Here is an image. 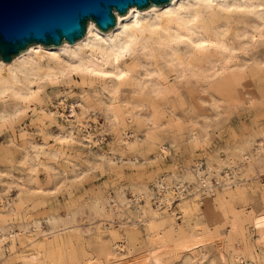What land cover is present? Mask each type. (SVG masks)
Returning <instances> with one entry per match:
<instances>
[{"label":"bare ground","instance_id":"1","mask_svg":"<svg viewBox=\"0 0 264 264\" xmlns=\"http://www.w3.org/2000/svg\"><path fill=\"white\" fill-rule=\"evenodd\" d=\"M115 12L116 24L108 29L91 18L86 33L74 42L33 43L8 60L0 57V124L13 125L29 110L39 116L38 131H43L46 118L58 123L57 130L42 134V142L21 127L20 162L25 171L16 175L5 172L8 167L0 168V264H140L126 250L128 238L121 232L131 226L127 234H139V224L148 228L153 240L152 264H264V188L250 191L243 184L264 172V128L226 146L224 157L213 155L183 171L157 173L153 187L146 180L135 184L131 197L124 187L114 196L95 195L64 215L45 214L47 228L40 218L15 222L24 202L10 194L12 186L18 189L17 196L45 191L48 184L41 181V169L54 185L68 172L74 177L85 174L88 168L67 156L74 143L87 146L89 155L84 158L90 167L117 164L116 149L94 150L106 137L104 126L99 130L95 108L104 112L109 129L117 133L122 154L126 151L132 161L139 158L140 130L145 132L144 143L157 146L158 157L164 159L170 153L166 140L173 142L183 129L168 110L175 112L187 86L194 83L213 99L221 90L235 87L248 61L235 62V51L264 39V0H170L143 9L133 4L125 13ZM63 81L79 82L81 91H57L56 100L45 97L47 83ZM86 87L93 94H86ZM205 133L191 128L188 136L196 143ZM59 159H67L71 169L62 168ZM204 202L218 221L211 229L205 217H194ZM85 208L109 220V228L114 214L132 222L120 224V231L111 230L107 241H97L91 260L82 258L78 244L64 236L81 230L78 223ZM23 241L33 247L32 252L27 254L18 245ZM219 247L225 250L222 257ZM211 248L218 259L209 254Z\"/></svg>","mask_w":264,"mask_h":264},{"label":"rangeland","instance_id":"2","mask_svg":"<svg viewBox=\"0 0 264 264\" xmlns=\"http://www.w3.org/2000/svg\"><path fill=\"white\" fill-rule=\"evenodd\" d=\"M244 48H242L243 50L237 49L234 55V61L238 64H243L248 60L244 64V74L235 87L226 88L228 91L226 89L221 90L218 95L217 93L216 95L214 94L216 98L213 96V99L212 96L204 93L201 87H197L194 83H191V85L187 86V89L183 91L182 94L184 98L181 99L183 101L180 100V102L177 103L175 112L172 113V111L168 110V116L171 118L174 117L177 121L180 120L183 129L173 142L171 140H166L165 144L170 153L164 159L158 157L156 153L158 150L156 149L157 146L149 147L144 143L145 132L140 130L137 132L142 138L140 140L141 142L139 141L142 146L139 158H137L136 161H132L127 157L126 151L125 154H122L123 150H121L119 142L117 141V133L112 132L109 129L104 112L95 108V110H98L101 121L99 130L101 131L103 129L102 126H104L105 131L103 133L106 137L99 146H94V150L99 152L107 150L110 152L109 150H111V148L116 149L118 151L115 156L117 164L103 162L98 163L94 167H90L84 158V156L89 155L87 146L81 145L79 142L74 143L71 147L67 148V156L71 160H74V162H79L84 168H88L84 172L85 174L81 175L82 178L80 176H78L80 177L78 178L72 176L73 174L71 172H68L69 175L64 177L65 179L63 180L65 182H63V184H61L63 181L61 180V183H59L61 185H54L52 180V182L49 181L51 178L49 173L44 169H41L40 177L44 186L47 184L51 185H49L50 187L47 185L48 188L45 187V191H37L36 193L26 194L25 196L20 193L17 196L18 189L16 186H12L10 194L15 196V199L17 200L22 199L25 204H23L19 218L15 219V222L20 220L30 222L34 218H40L44 222V227L47 228V224L44 220L46 216L45 214L52 212L64 215L72 208H79L86 205V203L91 201L95 195H104L106 197H110V195L114 196L116 192L121 191V187H124L122 190H124L127 196L131 197L130 191L135 184L146 180V182H149L153 187L154 183L152 182V178L157 173L162 174L172 170L183 171L187 167L194 166V161L200 159L205 163L206 159L213 155L224 157L228 146L237 143L244 136L264 128V39L260 38V40L254 43L245 45ZM258 61H261L262 63H257ZM208 85L209 84H207V86ZM43 88L45 97L52 98L53 100H56L55 95L57 91H81L79 82L76 83V81H63L59 84L47 83ZM86 88V94H93L92 89L90 90L88 87ZM126 96L130 95L127 93ZM216 100L217 102L219 101L218 105ZM38 118L39 116L36 113L29 110L21 119H15L18 121H14L13 125L8 121L5 125L0 124V127L4 126L0 128V168L5 170V168L8 167V169H10L8 170L6 168L8 171L5 170V172H12L17 175L18 173L25 171L20 158L22 157L21 145L23 144V141L20 139L19 129L21 127H26L28 129V134H30L29 136L39 142H42V134L45 135L48 131L54 132L55 129H58V123L46 118L43 131H38L35 126ZM132 121L131 126L134 127L135 123ZM59 122L61 123V121ZM13 126L18 130L16 129L14 132ZM191 128L195 129L197 132H206L203 139L196 143L195 141H192L188 136V131ZM140 132L142 134H140ZM50 139V144L53 145L55 141L53 138ZM59 161V165L62 166V168L67 171L71 169V163L67 159H59ZM73 177L76 179L74 180ZM70 179H72V181ZM243 184H246L250 191H257L261 189V186L264 188V172H257L252 177L246 179ZM213 197L217 198V195ZM176 203L177 205L175 204V208L178 210L179 200H177ZM207 205L206 202L201 204L199 211H197L199 216L196 214L194 217H205L206 223L211 229L218 221L212 208ZM85 211L87 213H85ZM83 212L86 217L81 214V219H79L78 223L81 230H78V232L77 230L68 231L64 236L66 239H70L78 244V253L85 259L91 260L93 258L92 253L96 248L95 243L99 240H102L103 242L107 241L111 230L116 229L120 231L122 223H126L125 226L132 225L131 221L130 223H127L125 219L118 214H114V225L112 228H109V224H107L109 220H105L102 216H98L97 218V216H94V214L88 211L87 208H85ZM102 219L104 221H102ZM178 219L177 221L182 223V218ZM138 226V229L141 228L140 230L142 231L136 235L127 234V231L131 226H128V228L125 227V231L124 229L121 230V232L128 238L126 250L129 251L130 254H133V256H136V260H140L139 263L152 264V256H150L152 255V252L150 251L154 245L153 240L150 238L147 231L148 228H146L144 224H139ZM79 231H82V233ZM18 245L24 246L22 249L27 254L33 251V247L29 245L27 241H23V244L19 243ZM90 245H92V247ZM213 249H210L209 254H212L218 259ZM217 249L220 257L225 255V250L223 248L219 247ZM146 257L148 258L146 259Z\"/></svg>","mask_w":264,"mask_h":264},{"label":"water","instance_id":"3","mask_svg":"<svg viewBox=\"0 0 264 264\" xmlns=\"http://www.w3.org/2000/svg\"><path fill=\"white\" fill-rule=\"evenodd\" d=\"M170 0H0V57L10 59L29 44L74 42L86 33L93 18L102 29L114 26L115 9H143Z\"/></svg>","mask_w":264,"mask_h":264}]
</instances>
